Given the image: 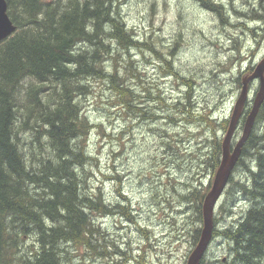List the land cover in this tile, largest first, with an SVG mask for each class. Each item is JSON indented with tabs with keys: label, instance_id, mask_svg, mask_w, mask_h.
Wrapping results in <instances>:
<instances>
[{
	"label": "trees",
	"instance_id": "trees-1",
	"mask_svg": "<svg viewBox=\"0 0 264 264\" xmlns=\"http://www.w3.org/2000/svg\"><path fill=\"white\" fill-rule=\"evenodd\" d=\"M6 1L17 30L0 42V264H86L93 257L111 259L118 247L106 239L96 219L121 215L134 221V214L126 197L116 204L106 202L101 189L90 191L80 173L95 160L86 150L92 126L80 98L90 92L85 84L89 79L109 80L118 101L146 116L142 107L134 105L141 96L127 84L129 72L141 80L134 61H126L127 72L121 76L117 68L122 56L112 46L118 43L127 54L134 49L155 50L128 30L119 0ZM202 1L223 25L229 24L221 3ZM238 14L262 25L250 31L257 43L264 44V0H259L258 9ZM108 58L114 61L111 72L105 67ZM234 58L222 64L223 70L231 69L235 61L242 65L241 58ZM161 59L168 67L165 74H174L188 88L182 101L164 108L170 107L190 124L204 122L214 133L212 147H207L203 160L198 159L193 180L184 184L182 193L173 187L193 216L190 243L195 249L203 227L204 200L212 186V181L203 183V174L215 176L223 149L216 132H227L230 120L218 122L211 112L197 119L193 79L178 76L171 62ZM241 76L235 79L236 87L242 88ZM250 111L248 104L239 128H244ZM255 123L262 124V133L257 136L252 131L239 170H234L248 179L237 181L233 172L218 211L235 203L236 193L245 196L250 206L235 224L214 229L213 238H223L230 253L209 264H264V103ZM27 137H31L28 142ZM244 156L253 166L244 163ZM207 253L201 264H208Z\"/></svg>",
	"mask_w": 264,
	"mask_h": 264
},
{
	"label": "rangeland",
	"instance_id": "rangeland-1",
	"mask_svg": "<svg viewBox=\"0 0 264 264\" xmlns=\"http://www.w3.org/2000/svg\"><path fill=\"white\" fill-rule=\"evenodd\" d=\"M211 1L223 5L227 26L202 0L118 1L128 30L155 52L141 48L127 54L118 43L112 46L122 56L117 68L121 76L127 72L126 61H134L142 81L129 72L127 84L141 96L142 101L134 105L142 107L146 116L118 101L109 80L89 79L85 84L90 92L80 98L92 126L86 150L95 159L88 161L80 173L90 191L101 189L106 202L116 204L126 197L134 214V221L121 215L96 219L106 239L114 242L118 250H114L111 259L93 257L86 264H137L136 260L141 264H187L194 250L190 243L193 216L178 201L173 187L182 193L184 184L193 180L198 159L203 160L207 147H212L214 133L204 122L190 124L170 107L164 108L182 101L188 88L174 74H165L168 67L161 57L171 62L178 76L193 79L195 117L199 119V114L211 112L218 122L230 120L233 114L242 90L236 87L235 79L242 73L243 80L248 76L247 70L254 69L264 58L263 42L257 43L250 31L262 25L238 14L258 9L259 0ZM235 56L242 59V65L235 61L231 69L223 70L222 64L236 60ZM105 67L108 72L113 71L114 61L108 58ZM250 89L252 107L259 82H253ZM154 97L162 98L164 103ZM154 115L157 118H152ZM253 133L261 135L262 124L255 123ZM226 134L223 130L216 132L222 142ZM242 134L240 127L231 140V151ZM26 139L28 142L31 137ZM243 161L253 166L249 156H244ZM234 176L237 181L248 179L241 171L234 172ZM213 180L214 175L203 174L204 184ZM235 196L236 202L219 213L226 200L223 194L216 208L218 222L214 229L235 224L249 208L245 196ZM207 252L208 264L224 260L230 253L229 244L221 237L213 238Z\"/></svg>",
	"mask_w": 264,
	"mask_h": 264
},
{
	"label": "water",
	"instance_id": "water-1",
	"mask_svg": "<svg viewBox=\"0 0 264 264\" xmlns=\"http://www.w3.org/2000/svg\"><path fill=\"white\" fill-rule=\"evenodd\" d=\"M17 30L8 14V3L0 0V42L8 39ZM254 81L259 82V89L255 96L252 109L246 119L242 137L236 148L231 151V140L234 137L245 106L249 101L251 93L250 84ZM264 103V58L254 68L252 73L242 81V90L236 101L233 114L230 119L229 128L223 141L221 161L215 172L214 180L210 191L205 197L203 205V228L200 241L197 247L190 254L187 264H201L202 258L206 255L210 243L213 239L214 216L216 208L228 187L229 180L233 171L242 156V150L252 134L260 108Z\"/></svg>",
	"mask_w": 264,
	"mask_h": 264
},
{
	"label": "bare ground",
	"instance_id": "bare-ground-1",
	"mask_svg": "<svg viewBox=\"0 0 264 264\" xmlns=\"http://www.w3.org/2000/svg\"><path fill=\"white\" fill-rule=\"evenodd\" d=\"M243 112H244V111H243ZM43 143H44V142H43ZM228 184H229V183H228ZM199 241H200V240H199ZM198 243H199V242H198ZM197 245H198V244H197ZM197 245H196V247H197ZM196 247H195V248H196Z\"/></svg>",
	"mask_w": 264,
	"mask_h": 264
},
{
	"label": "flooded vegetation",
	"instance_id": "flooded-vegetation-1",
	"mask_svg": "<svg viewBox=\"0 0 264 264\" xmlns=\"http://www.w3.org/2000/svg\"><path fill=\"white\" fill-rule=\"evenodd\" d=\"M250 73V72H249ZM244 112H245V110H244ZM244 115V114H243ZM243 117V116H242Z\"/></svg>",
	"mask_w": 264,
	"mask_h": 264
}]
</instances>
